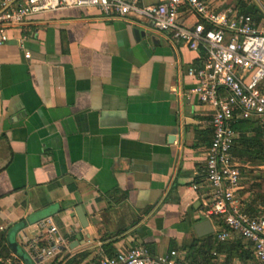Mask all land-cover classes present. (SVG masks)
I'll use <instances>...</instances> for the list:
<instances>
[{"label":"crops","instance_id":"obj_1","mask_svg":"<svg viewBox=\"0 0 264 264\" xmlns=\"http://www.w3.org/2000/svg\"><path fill=\"white\" fill-rule=\"evenodd\" d=\"M205 1L264 19V0ZM179 20L187 27L199 22L187 7ZM203 61L202 52L132 15L63 9L10 33L0 47L3 264H35L33 245L57 237L48 234V223L62 245L43 264H98L110 250L116 255L136 246L155 257L175 251L189 264H245L221 248L237 244L253 258L251 243L237 235L219 242L223 225L201 215L212 110L191 93L196 80L188 70ZM239 121L236 148L257 136L264 145L256 118L237 130ZM234 145L236 161L254 169ZM244 184L237 195L244 211L264 216V203L242 195ZM204 221L209 235L210 229L195 230Z\"/></svg>","mask_w":264,"mask_h":264},{"label":"built area","instance_id":"obj_2","mask_svg":"<svg viewBox=\"0 0 264 264\" xmlns=\"http://www.w3.org/2000/svg\"><path fill=\"white\" fill-rule=\"evenodd\" d=\"M182 7L199 18L193 27L179 20ZM63 9L96 11L105 18H145L175 43L203 53L202 65L188 70V76L196 80L191 93L212 110V138L204 170L209 193L201 201V215L223 225L216 235L219 242L237 235L251 243L250 264H264V216L252 217L244 211L237 195L245 166L232 155L237 138L235 121L256 118L264 127V19L220 11L205 0H160L148 6H141L138 0H0V47L9 41L12 31L24 27L31 18ZM25 58H30L28 52ZM193 188L197 190L196 185ZM46 228L57 237L46 246L33 245L35 264H43L61 251L57 228L50 223ZM98 264L189 263L175 251L155 257L146 247L136 246L102 257Z\"/></svg>","mask_w":264,"mask_h":264},{"label":"trees","instance_id":"obj_3","mask_svg":"<svg viewBox=\"0 0 264 264\" xmlns=\"http://www.w3.org/2000/svg\"><path fill=\"white\" fill-rule=\"evenodd\" d=\"M249 123V120H245V121H239V125L237 126V130H241L242 128H244L247 124ZM259 137V139L261 138V136H257V138ZM259 139H255L252 141L249 140H245L242 143H240L239 146H235V148L237 149V156L238 157H242L241 159L243 161L249 162L251 164V166H257V167H261L264 166V145L262 143V141H259ZM239 147V148H238ZM232 153H234V147L232 148ZM242 165H245L244 163ZM250 171L246 170L245 168L241 169V175H244V173H248ZM264 181V173H262L261 177H257V179H255L254 183H256V185H254V187L252 185L249 186V184H244V191L242 192V195H245L246 193H250V194H254V198L256 201H259L261 203H264V191H263V187L260 184V182ZM251 207H249L247 211V213L249 214H253V210L250 209ZM4 241V240H3ZM2 241V243H3ZM1 243L0 240V264H3V261L5 259V254H7V248L3 247V244ZM238 245V244H237ZM236 246H223L221 247L222 249H227L228 253H230L232 255V257H238L239 259H241L243 261V263L245 264H249L252 261V255L247 252L244 251L243 249H240ZM114 256V254L112 253V251L110 250L108 252V257H112Z\"/></svg>","mask_w":264,"mask_h":264},{"label":"water","instance_id":"obj_4","mask_svg":"<svg viewBox=\"0 0 264 264\" xmlns=\"http://www.w3.org/2000/svg\"><path fill=\"white\" fill-rule=\"evenodd\" d=\"M76 215H77V217L79 219V222H80L81 226L83 228L87 227L86 216L83 213V210L81 209V207H77L76 208ZM199 229H202V230L210 229L208 232H205L204 235H209V234L212 233L211 224H210L209 221H204V222H202V223H200V224H198L196 226L195 230L197 231L198 234H199ZM79 239H80V237L78 236V240Z\"/></svg>","mask_w":264,"mask_h":264},{"label":"rangeland","instance_id":"obj_5","mask_svg":"<svg viewBox=\"0 0 264 264\" xmlns=\"http://www.w3.org/2000/svg\"><path fill=\"white\" fill-rule=\"evenodd\" d=\"M252 167H254V169L248 170L250 172L244 173V175H242L243 176L242 182H245V185L249 184L248 187H250V185H252L254 187V185H256V183L251 182V181L253 179H257L256 177H261L262 173H264V169L260 170L257 166H252ZM260 184L262 185L263 191H264V181L260 182Z\"/></svg>","mask_w":264,"mask_h":264}]
</instances>
